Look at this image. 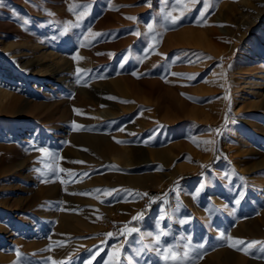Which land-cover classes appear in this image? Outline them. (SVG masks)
Here are the masks:
<instances>
[{"label": "rangeland", "instance_id": "1", "mask_svg": "<svg viewBox=\"0 0 264 264\" xmlns=\"http://www.w3.org/2000/svg\"><path fill=\"white\" fill-rule=\"evenodd\" d=\"M208 4L205 11L202 0H0V24L9 25L0 41L15 50L40 45L68 68L61 82L34 75L0 45V91L32 104L0 110V264H157V249L174 242L183 255L191 240L186 264H215L223 252L264 264V243H250L264 242L254 209L264 207V167L253 169L264 162V108L238 112L232 81L243 47L264 32V0ZM113 81L136 85L137 96L120 95ZM235 132L247 139L239 155ZM95 133L139 153L167 148L172 167L183 169L167 180L157 161L123 167L66 153L73 136ZM122 175L159 182L135 188ZM51 185L56 195L42 197L39 189ZM241 224L258 233L240 236ZM235 240L244 244L229 246Z\"/></svg>", "mask_w": 264, "mask_h": 264}, {"label": "bare ground", "instance_id": "2", "mask_svg": "<svg viewBox=\"0 0 264 264\" xmlns=\"http://www.w3.org/2000/svg\"><path fill=\"white\" fill-rule=\"evenodd\" d=\"M0 28L3 30L8 29L9 25L0 24ZM213 40L215 47L224 46L222 44L223 39L220 35L214 34ZM260 40L264 43V32L260 34V38L258 41H251L250 43H247L243 47L242 52L238 57V61L236 65L233 67V71L235 70V72L238 73V76H234L232 81L235 82L234 89L237 91V97L235 102L240 106L237 110L240 113H242V111L244 112L258 111L264 108V48L262 50L260 49L261 48L259 43ZM0 45L3 52L7 56H9L10 60H12V63L20 65V68L22 67L23 69L24 68L29 69L30 72L34 75H38L40 77L48 75L52 77L55 81L61 82L63 79L59 77V73H61L63 70L68 69L63 63L61 57H59L56 53L47 52V50L44 51L45 48H41L40 45H29L25 47V49L23 48L22 50H15L14 44H10V43L6 44L3 43L2 41H0ZM111 83L120 95L129 98L137 96L136 85H133L132 83L125 84V86L122 85V83L116 81H113ZM85 97L89 98L87 94L85 95ZM225 99H226V92L223 91L222 101H225ZM133 106L134 104H132V107ZM31 108H32V104L24 100L23 98L11 96L9 93L0 91V110L9 111L11 109H15L16 111L17 110L27 111V110H31ZM99 113L104 117L110 116V114L101 111ZM147 121L148 120L145 118H142L141 121L139 120V125H138L139 128L142 127L145 128L146 125L148 124ZM235 137H236L237 147L235 148L233 153L239 155L241 154V152H243V149L246 147L247 139L245 135L240 132H235ZM72 140L74 144L70 145V147H67L66 153L71 155L72 157H75L77 159H82L87 162L100 163L104 161H115L117 165L119 164L120 166L123 167H135L142 164L144 161H149V162L157 161L161 165H163L165 169L169 170L168 173L164 174V176L167 177V180H172L173 178H175L178 172L183 169V166L172 167L170 163L171 154L169 150H167V148L155 150V147L153 145H150L139 153L140 149L138 148H131V147L123 148L117 146L114 142H112L113 140L110 135L102 134V133L77 134L73 136ZM80 147L83 148L79 149ZM11 162L12 161L8 163L10 164ZM23 165H24L23 163L15 164L14 167H16L17 169H21ZM113 166H116V164H113ZM9 167L11 168L12 166L7 165L3 169L6 168L10 169ZM261 167H264V162L259 165L253 166V169H260ZM119 179L123 180V182L128 183L135 188L140 186H148V184L149 185L155 184V181L159 182L158 178L153 175H144L137 177L136 176L129 177L126 175H122L120 176ZM259 185L264 186V181L260 182ZM39 190L42 197H54L58 191V188L56 185L54 186L51 185L50 187L41 188ZM262 198L264 200V191L262 192ZM238 200L235 199L236 202ZM254 209L260 215L256 220L257 225L264 227V207L261 208L257 205H254ZM71 219L72 217L70 216L63 217V220L67 222L71 221ZM78 222L80 223V221ZM181 225L184 224L182 223ZM239 228H238L240 230L239 232L241 233L240 236L243 237H252L255 236L256 233H258L257 231L251 230V228L249 227L246 228L245 225L243 224H241ZM175 245L176 243L173 246ZM192 250H194L193 247ZM249 261L250 260L240 257L239 255L223 252L222 254H217L216 256H214V260L213 261L211 260V263L214 262L215 264H226L231 262L236 264H263L260 262H255V261L249 262ZM161 262L162 263H157V264H165V261H163V259Z\"/></svg>", "mask_w": 264, "mask_h": 264}, {"label": "snow or ice", "instance_id": "3", "mask_svg": "<svg viewBox=\"0 0 264 264\" xmlns=\"http://www.w3.org/2000/svg\"><path fill=\"white\" fill-rule=\"evenodd\" d=\"M192 2L193 3H197V2H201V0H192ZM202 2L204 3V9L206 11L208 9V7L210 6L208 4V0H202ZM177 3H180V0H177ZM70 10H72V9L70 8ZM86 14H87L86 12L83 13V15H86ZM168 15L171 16V13H169ZM203 15H204V13L201 12V17H203ZM82 18H83V16H81V19ZM129 19H135V18L134 17H129ZM178 19H180V17H175L174 19H172V23L175 24ZM25 23H27V21H25ZM97 35H99V34H97ZM73 59H79V57H73ZM77 72L79 73L80 70L78 69ZM133 75H136V74L133 73ZM173 75H181V74L173 73ZM74 111L79 112L80 110L74 109ZM121 130L123 131V129H121ZM36 150H39L41 152L45 151L42 148L36 149ZM40 162H42V160ZM36 171L39 172L40 170L36 169ZM97 191H99V190H97ZM133 219H137V217H134ZM130 231H137V230L136 229H131ZM107 235L111 236L112 234L109 233ZM148 235H151V234L149 233ZM160 235H167V233L161 232ZM220 238H224L223 235ZM228 239H231V238H228ZM159 242H160V240H159V235H158L156 237V243H159ZM250 243L251 244H257V243H264V242L253 241V242H250ZM241 244H244L243 240H235L229 246L236 248L238 245H241ZM200 247H202V246H200ZM190 248H191V245H190V241H189V244L185 245V251H184L183 255H181L178 252H176L172 246H169V247H166V248L157 249V253H158V255H162V258L164 259L165 264H186V261L190 259V256H189ZM18 256H19V253H18Z\"/></svg>", "mask_w": 264, "mask_h": 264}, {"label": "trees", "instance_id": "4", "mask_svg": "<svg viewBox=\"0 0 264 264\" xmlns=\"http://www.w3.org/2000/svg\"><path fill=\"white\" fill-rule=\"evenodd\" d=\"M214 160H215V155H214L213 159H212L207 165H204V166L202 167V169H200L196 174L201 173V171H202L203 169H205V168L209 167L210 165H212Z\"/></svg>", "mask_w": 264, "mask_h": 264}]
</instances>
